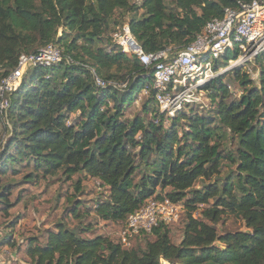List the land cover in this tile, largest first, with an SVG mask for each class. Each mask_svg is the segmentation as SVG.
Listing matches in <instances>:
<instances>
[{"label": "trees", "instance_id": "1", "mask_svg": "<svg viewBox=\"0 0 264 264\" xmlns=\"http://www.w3.org/2000/svg\"><path fill=\"white\" fill-rule=\"evenodd\" d=\"M167 1L144 0L137 6L130 0H0V81L23 53L50 43L63 50L61 62L30 68L11 94L8 148L15 153L3 154L0 172L27 160L44 177L61 172L69 179L80 173L95 178L108 194L94 207L105 222L124 225L151 198L168 197L185 207L180 244L164 223L142 233L156 236L154 241L124 247L111 237L83 234L93 230L91 225L80 229L59 222L47 231L44 244L39 237L28 240L25 254L31 264H264V53L255 60L260 87L236 67L231 71L245 90L239 99L227 101L223 74L201 86L212 91L214 101L220 97L213 111L189 117L183 111L173 117L160 113L151 68L124 53L108 34L112 21L120 23L118 11L130 14L131 31L146 52L171 47L175 54L208 21L237 6V0H171L175 7L169 9ZM229 59L225 56L216 68ZM96 74L106 87L97 85ZM147 86L146 117L126 118L128 106ZM76 113L79 118L72 119ZM223 131L238 138L234 152L223 154ZM223 160L237 165V180L229 175L222 187L211 183L196 189L199 180L220 173ZM212 201L201 218L194 216ZM0 203L8 214L13 204L7 193L0 192ZM81 205L76 202L72 209L76 217ZM224 214L241 217L249 230L219 232L215 224Z\"/></svg>", "mask_w": 264, "mask_h": 264}, {"label": "rangeland", "instance_id": "2", "mask_svg": "<svg viewBox=\"0 0 264 264\" xmlns=\"http://www.w3.org/2000/svg\"><path fill=\"white\" fill-rule=\"evenodd\" d=\"M130 1L131 4L139 6L144 0ZM166 3L169 9H174V2L168 0ZM117 16L120 18V23L116 24L114 21L110 23L108 31L109 36L114 33L117 27L123 23L129 22V13L118 11ZM61 34L62 31L60 30L59 35ZM228 57L231 60L235 59L234 50L229 52ZM240 67V73L248 74L252 81V86H261V71L255 61L248 62ZM231 70L225 72L222 79L229 90L227 101L239 99L245 91L244 87L236 80L234 71ZM2 71L3 69H0V73ZM116 71V68L112 70L114 73H116ZM211 92L200 89L194 96L201 100H194L191 103L184 104L180 111H183V114L187 117L194 116L195 114H208V112L213 111L216 108L220 97L218 96L216 101H214L210 96ZM147 99L148 94L142 90L137 96L136 101L128 106L125 115L126 118L131 119L136 115L146 117L143 112V105ZM71 117L72 119H78L79 113H76ZM151 117L152 116H149V119H151ZM171 123V120L166 119L165 126L170 127ZM10 124L12 126L11 121ZM180 124L183 129H185L187 127V120L182 118ZM220 134L222 135V138H219V143H221L223 154L234 152L238 147V138L233 136L231 132L223 131L220 132ZM3 135H5V143L0 149V168H2V162L5 159H1L3 154L7 156L8 153H15V148H8L13 137L12 130L0 119V136ZM8 150L10 151L7 152ZM29 162L30 161L24 160L20 161V163L9 164V170L7 173L4 174L0 172V192L7 193L13 204L9 209V213L4 214L3 207H5V205L0 203V259L5 260L6 262L11 261V264H31V261L25 254L28 240L32 237H39L41 243L44 244L47 239V231L55 229L59 222L65 223L70 228L80 229H85L88 225H91L93 226V230L91 232L86 231L83 233L86 236L103 235L111 237L114 241L119 240V232L123 223L102 221L94 212V207L99 198L105 199V196L108 195L106 189L100 186V182L97 179L85 175L84 173L77 174L69 179L61 172L55 176L44 177L41 172L37 173L32 166L33 164H29ZM236 169L237 165H233L229 161L223 160L220 173L214 175L210 179L199 180L196 183L195 188L201 189L211 183H218V185L222 187L225 179L229 175H232L231 181L235 182L237 180L235 173ZM140 171L141 170L139 169L138 174H140ZM78 181L81 182L82 187L80 193H78L76 189V185L79 183ZM7 187L9 188V192L4 191ZM76 202L82 203L80 206V217H76L72 212ZM212 204L213 201L208 205H200L198 208L199 210L195 212L194 216L201 218L204 209L211 207ZM181 209L183 212L181 219L178 222L169 225L170 236L175 244H180L184 235L185 207L183 203L181 204ZM215 226L221 233L249 230L246 227L245 221L241 217L233 214H224L219 223L215 224ZM136 239V241L135 239L133 240V245L136 243L135 247H144L147 241H154L156 236L142 234ZM7 241H10L12 244L15 243L16 245L14 247L7 245ZM4 249L12 251L14 258L9 256ZM165 264H167V262H165Z\"/></svg>", "mask_w": 264, "mask_h": 264}, {"label": "built area", "instance_id": "3", "mask_svg": "<svg viewBox=\"0 0 264 264\" xmlns=\"http://www.w3.org/2000/svg\"><path fill=\"white\" fill-rule=\"evenodd\" d=\"M112 37L124 53L151 68L152 86L160 111L173 117L184 104L201 100L194 95L202 89V85L233 68L255 61L264 53V0H237V6L227 7L222 17L208 21L194 41L175 54L171 47L146 52L128 22L117 27ZM231 50L237 54L235 59H229L227 65L216 68ZM62 59V48L50 43L38 52L20 55L15 69L1 79L0 119L11 130L8 117L11 94L21 85L27 71L34 66L51 67ZM95 78L99 87L107 86V82L97 74ZM120 86L125 87L124 84ZM144 92L149 93L148 86ZM4 137L0 136V149L5 143ZM181 204L168 197L148 199L128 217L119 232L118 241L124 247H131L133 240L142 233H152L161 223L171 225L178 222L183 214Z\"/></svg>", "mask_w": 264, "mask_h": 264}, {"label": "crops", "instance_id": "4", "mask_svg": "<svg viewBox=\"0 0 264 264\" xmlns=\"http://www.w3.org/2000/svg\"><path fill=\"white\" fill-rule=\"evenodd\" d=\"M4 251H7V249H4ZM7 253L9 254V256H11L12 258H14L13 252L12 251H7ZM4 263V264H11V261L6 262L5 260L0 259V264Z\"/></svg>", "mask_w": 264, "mask_h": 264}]
</instances>
